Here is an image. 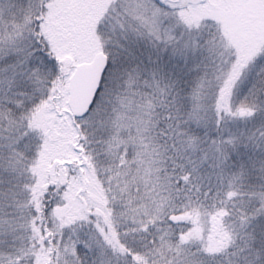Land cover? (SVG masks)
Masks as SVG:
<instances>
[{"label": "snow or ice", "instance_id": "1", "mask_svg": "<svg viewBox=\"0 0 264 264\" xmlns=\"http://www.w3.org/2000/svg\"><path fill=\"white\" fill-rule=\"evenodd\" d=\"M0 264H264V0H0Z\"/></svg>", "mask_w": 264, "mask_h": 264}]
</instances>
